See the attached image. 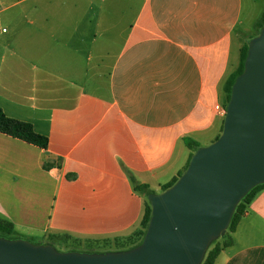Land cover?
Listing matches in <instances>:
<instances>
[{
	"label": "crops",
	"instance_id": "0c3cea01",
	"mask_svg": "<svg viewBox=\"0 0 264 264\" xmlns=\"http://www.w3.org/2000/svg\"><path fill=\"white\" fill-rule=\"evenodd\" d=\"M257 17L253 0H0V108L48 138L0 132V218L29 237L130 235L145 206L131 178L159 193L184 138L219 136ZM214 264H264V188Z\"/></svg>",
	"mask_w": 264,
	"mask_h": 264
},
{
	"label": "water",
	"instance_id": "95a60500",
	"mask_svg": "<svg viewBox=\"0 0 264 264\" xmlns=\"http://www.w3.org/2000/svg\"><path fill=\"white\" fill-rule=\"evenodd\" d=\"M264 183V24L248 40L232 84L222 130L197 147L177 180L150 193L141 242L107 252L59 251L47 243L0 236V264H200L223 235L237 203Z\"/></svg>",
	"mask_w": 264,
	"mask_h": 264
},
{
	"label": "trees",
	"instance_id": "16d2710c",
	"mask_svg": "<svg viewBox=\"0 0 264 264\" xmlns=\"http://www.w3.org/2000/svg\"><path fill=\"white\" fill-rule=\"evenodd\" d=\"M263 24H264V9L258 20L255 22V33L248 36H242V45L239 54V64L237 68L227 76V78L223 83L222 90L225 95V106L230 96L232 84L236 76L240 74L243 70V63L247 53L248 40L259 32V29L263 26ZM0 132L19 138L28 143H32L40 148H46L48 144V138L45 135L36 132L29 122L7 116L2 111L1 108H0ZM184 142L185 145L192 151L191 155L193 154L194 150L197 147H199V144L191 138L188 137L184 138ZM188 162L185 168L187 167ZM181 173H179L176 177H174L169 183L161 185V191L169 188L177 180L178 176ZM131 183L133 189L139 194L143 195L144 198L146 199L148 194L154 193L153 190L149 189L148 185L141 184L136 180H134L133 178H131ZM262 188H264V183L258 184L257 186L250 189L247 192V194L237 203L225 233L219 236L218 238H216L215 240H213L209 244L200 264H214L221 250L232 243V233L235 229V226L240 216L244 213L246 206L250 203L251 199L256 194V192ZM149 217H150V204L147 199L145 200L144 212L139 227L136 230H134L130 235L125 237L106 238L102 240H94V239L84 240L87 244V250H89V252H107V251L127 250L133 248L134 246L138 245L141 242L145 230L147 228ZM0 236H6L9 238H24L27 240H30L31 238L18 233L14 229L13 223L3 218H0ZM68 241H76V239H72L67 234H51L48 235L46 238H43V240L38 243H47L55 246V244L60 245L63 243H67ZM100 242L112 243L113 245H115V248H109L104 250L95 248L94 246L100 244Z\"/></svg>",
	"mask_w": 264,
	"mask_h": 264
},
{
	"label": "rangeland",
	"instance_id": "374dc122",
	"mask_svg": "<svg viewBox=\"0 0 264 264\" xmlns=\"http://www.w3.org/2000/svg\"><path fill=\"white\" fill-rule=\"evenodd\" d=\"M253 2H254V5H255L256 14H258L257 19L255 18L256 21H257L258 18L260 17V15H261L260 13H261V11L263 9L264 0H253ZM247 27H249V29L253 30L252 34L255 33V23L253 22L252 19L249 21V23H247ZM145 200H147V199L145 198ZM27 237H29V236H27ZM42 240H43V238L40 237V236H31L29 241H31L33 243H38V242H41ZM54 247L57 250H59V251L75 250V251H81V252H89V250H87L86 242L84 240H82V239H76V241H68L67 243H63V244H60V245L55 244ZM94 247L104 250V249H109V248H115V245H113L112 243H102V242H100V244L95 245Z\"/></svg>",
	"mask_w": 264,
	"mask_h": 264
},
{
	"label": "built area",
	"instance_id": "2783aa9c",
	"mask_svg": "<svg viewBox=\"0 0 264 264\" xmlns=\"http://www.w3.org/2000/svg\"><path fill=\"white\" fill-rule=\"evenodd\" d=\"M2 30H5V29H2ZM214 107L222 116L225 115V107L224 106H220L219 104H216Z\"/></svg>",
	"mask_w": 264,
	"mask_h": 264
}]
</instances>
